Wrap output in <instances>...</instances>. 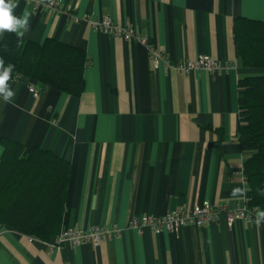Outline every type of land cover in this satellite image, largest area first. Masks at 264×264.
<instances>
[{
    "label": "crops",
    "instance_id": "crops-1",
    "mask_svg": "<svg viewBox=\"0 0 264 264\" xmlns=\"http://www.w3.org/2000/svg\"><path fill=\"white\" fill-rule=\"evenodd\" d=\"M58 1L53 9L18 0L14 14L31 13L25 39L86 51L85 88L70 94L12 72L14 101L0 98V162L5 137L52 150L70 164L60 230L99 224L118 235L53 250L49 240L0 224V264H264V225L254 224L264 203L233 224L222 213L175 230L129 225L137 214L204 202L249 206L245 161L254 152L239 140V80L263 68L242 63L234 25L237 16L264 20V0ZM104 16L137 28L170 65L156 64L140 42L92 26ZM201 55L225 69L180 66ZM234 188L247 190L237 198Z\"/></svg>",
    "mask_w": 264,
    "mask_h": 264
},
{
    "label": "trees",
    "instance_id": "trees-1",
    "mask_svg": "<svg viewBox=\"0 0 264 264\" xmlns=\"http://www.w3.org/2000/svg\"><path fill=\"white\" fill-rule=\"evenodd\" d=\"M238 57L246 66L263 71L239 80V140L253 155L245 161L250 183L249 208L264 203V20L237 16L234 25ZM0 58L15 67L19 79L31 78L80 94L85 88L84 72L89 64L86 51L78 46L48 38L43 43L18 39L5 33ZM0 162V224L50 240L61 228L70 174L69 162L50 149L26 146L2 138Z\"/></svg>",
    "mask_w": 264,
    "mask_h": 264
},
{
    "label": "built area",
    "instance_id": "built-area-1",
    "mask_svg": "<svg viewBox=\"0 0 264 264\" xmlns=\"http://www.w3.org/2000/svg\"><path fill=\"white\" fill-rule=\"evenodd\" d=\"M40 8H59L58 0H30ZM93 27L109 32L115 36H122L126 40L137 41L144 44L150 54V58L157 64L160 61H165L170 65L169 57L165 50L155 46L145 35L140 33L137 28L132 25H118L110 16L103 18L90 19ZM180 66L185 69H197L205 67L208 70L225 69V64L209 55H201L197 58L188 59L180 63ZM30 91L34 96L39 95L40 91L36 83L29 84ZM253 212V208L247 206L232 208L225 204H212L204 202L196 204L189 209H171L164 214L155 215L141 213L134 215L129 220V225L141 230L145 226L152 227L156 231L175 230L183 225H206L214 220H218L222 213H226L228 222L233 224L236 219L249 217ZM110 235H118L116 229L106 230L103 226L96 224L89 229L80 227L65 228L58 231L51 240L48 241L50 247L54 250L61 247L65 242H71L78 245L84 242L100 243Z\"/></svg>",
    "mask_w": 264,
    "mask_h": 264
},
{
    "label": "clouds",
    "instance_id": "clouds-1",
    "mask_svg": "<svg viewBox=\"0 0 264 264\" xmlns=\"http://www.w3.org/2000/svg\"><path fill=\"white\" fill-rule=\"evenodd\" d=\"M18 7V0H0V37L4 33H15L18 39H22L30 31L31 13L25 9L21 16L14 14ZM14 65L9 63L5 66L3 58H0V98L5 103H12L15 98V91L12 89L10 80ZM247 189L234 188L232 197L243 196ZM264 195V189H258ZM254 224L257 228L264 225V210H257Z\"/></svg>",
    "mask_w": 264,
    "mask_h": 264
}]
</instances>
